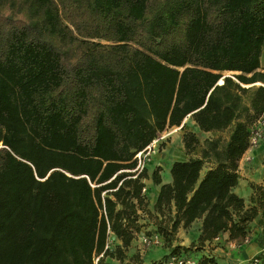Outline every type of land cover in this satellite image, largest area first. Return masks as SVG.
<instances>
[{
    "label": "trees",
    "instance_id": "16d2710c",
    "mask_svg": "<svg viewBox=\"0 0 264 264\" xmlns=\"http://www.w3.org/2000/svg\"><path fill=\"white\" fill-rule=\"evenodd\" d=\"M263 57L264 0H0V264H145L131 250L149 177L136 155L188 116L233 128L175 160L171 182L153 170L160 218L144 234L167 247L148 264H218L203 249L223 233L245 239L256 221L264 234V184L249 203L234 192ZM183 142L200 145L192 130ZM200 218L198 239L173 245Z\"/></svg>",
    "mask_w": 264,
    "mask_h": 264
},
{
    "label": "crops",
    "instance_id": "0c3cea01",
    "mask_svg": "<svg viewBox=\"0 0 264 264\" xmlns=\"http://www.w3.org/2000/svg\"><path fill=\"white\" fill-rule=\"evenodd\" d=\"M262 66L264 67V57L262 59ZM185 122H190L188 125L190 126V130L194 132H198L199 128L197 127V124L195 121L190 120V116H188L185 120ZM178 132L174 136L171 137L170 142H167L166 145V151L172 152L174 148V143L177 141L178 138ZM209 134L208 132H205ZM205 138H210L209 136H205ZM204 138V139H205ZM181 147L184 149V142H183V132L181 136ZM252 158V159H251ZM175 160L179 159H169V156L162 157L161 161L159 162V165H162L164 167L163 172L165 174V177H163L164 183H169L172 181L171 176V165ZM264 138L261 140L260 144L253 148H250L246 151L244 154V157L241 159L239 164V173L240 178L238 185L235 187L234 192H236L238 195L245 198L246 202L249 203L250 197L252 194V183L257 184H264ZM211 166L205 165L204 169L202 170V176L206 173L208 169H210ZM147 186V185H146ZM160 189V187H159ZM159 191V190H158ZM157 191V193H158ZM202 223L203 219H197L192 224V229L188 230V232L184 229L182 233H178L177 237L181 238L180 244H185V246H188L191 244L195 239H198L199 235L202 231ZM253 225V222H252ZM196 227V231H195ZM146 229L145 227L143 230ZM187 229V228H186ZM253 236L260 237L261 235V229L259 227L251 228ZM196 233L195 235H193ZM193 235V236H191ZM140 236V234L138 235ZM256 238L251 239L248 235L245 239H230L229 232L223 233L219 238H216L213 243H211V246L213 247V255L216 257V260L219 264H236V263H242L243 261H246V257L254 256L258 252H260L259 244L256 241ZM136 239L133 241L132 247L136 243ZM264 250V249H262ZM138 251V250H137ZM250 253V254H249ZM142 257L144 258L143 254L140 252Z\"/></svg>",
    "mask_w": 264,
    "mask_h": 264
},
{
    "label": "rangeland",
    "instance_id": "374dc122",
    "mask_svg": "<svg viewBox=\"0 0 264 264\" xmlns=\"http://www.w3.org/2000/svg\"><path fill=\"white\" fill-rule=\"evenodd\" d=\"M233 74H234L233 72H229L227 74H226V72H224V75H233ZM190 120H192V119H190ZM189 123L190 122H188L184 127L181 125V126L169 128L166 131H164L162 134H160V135H164L165 138L160 141L159 147L156 148L157 149L156 152H154L152 155L148 156L149 159L146 161L145 166L149 168V177L144 180L145 183L147 184L146 191L144 192V194L146 196V200H147V209H146V211L140 210V212H139L140 216H141V222L144 224L146 229H144L143 233H141L140 235L144 234L145 232H154L157 228V223H159L160 215L158 212L155 211L154 204H155L156 197H157V191L159 190L160 185L154 184L152 177H151V174H152L153 170H155L157 167H159L161 169V171L164 170V167H162V165H159V162L161 161L162 157L164 158L165 156H169V159L181 160V159H188L190 157V155H193V156L194 155H200L201 150L203 148V142L206 139L205 136H209L210 138H217V137L221 136L223 139H228L229 134L231 132V129L233 128V126H231L223 132H210V133L208 132L209 134H207L201 130H198V132L196 131L195 134L200 140V145L194 153L187 154L185 147H184V149L182 147L180 149L179 146L181 145L182 132L184 135L185 131L190 130V126L188 125ZM176 132H178L177 134H178L179 139L177 141H175L174 148H173L172 152L171 153H170V151L167 152L165 150L167 142H170L171 137L174 136L176 134ZM243 157H244V155H243ZM206 165L211 166L210 163H208ZM161 174L163 177H165V174L163 172H161ZM165 215L168 216L169 215L168 212H166ZM258 225L259 224L256 221H253V225L251 224V228L252 227L257 228V227H259ZM184 229H183V227H180L179 231L176 234L175 240L173 241V245L180 244L181 238L177 237V235H178V233H182ZM190 229H192V225L189 226L185 230L188 232V230H190ZM195 231H196V227H195ZM195 234L196 233H194L193 235H195ZM248 234H249L251 239L256 238L255 236L251 235L252 230H250V232ZM193 235H191V236H193ZM136 240L137 241L131 250L133 252L135 250H138L139 252H141L144 256L143 261L145 262V264H148L149 262H154L153 260H155V262H157V263H159L163 260L162 256L165 252V250L163 248L167 247L166 244H164L163 246H161V245L145 246L141 242L140 236H138L136 238ZM196 240L197 239H195V241ZM256 241L258 242L259 248L261 249L260 252H258L254 256L250 255L249 257H246V261H243L242 263H236V264H254V259L256 256L260 260L259 264H264V250H262V249H264V234L262 233V231H261L260 237L256 238ZM182 245H185V244H182ZM190 245L191 244H189V246ZM213 247H215V246H211V245L206 246L205 249H203V251H205V252L207 251L208 253L213 254L212 253V251L214 249ZM199 252H201V251H199ZM115 264H124V262L122 263L120 261H117V262L115 261ZM230 264H232V263H230Z\"/></svg>",
    "mask_w": 264,
    "mask_h": 264
},
{
    "label": "built area",
    "instance_id": "2783aa9c",
    "mask_svg": "<svg viewBox=\"0 0 264 264\" xmlns=\"http://www.w3.org/2000/svg\"><path fill=\"white\" fill-rule=\"evenodd\" d=\"M251 136H250V148H255L259 145L260 141L264 138V112L258 118V120L253 124L251 127ZM164 135H159L149 146H147L144 150L137 153L136 158L138 159V165L136 170L141 171L145 165L146 161L149 159L148 156L152 155L156 152V148L159 147V143L162 139H164ZM249 148V149H250ZM146 191V187L144 188L143 192ZM140 240L145 246H155L161 245L162 239L158 235H151L148 236L146 234L140 235ZM192 258H185V257H172L168 264H194ZM260 260L256 256L254 259V264H259Z\"/></svg>",
    "mask_w": 264,
    "mask_h": 264
},
{
    "label": "bare ground",
    "instance_id": "6f19581e",
    "mask_svg": "<svg viewBox=\"0 0 264 264\" xmlns=\"http://www.w3.org/2000/svg\"><path fill=\"white\" fill-rule=\"evenodd\" d=\"M227 73H229V72H226V74H227ZM222 81H223V80L221 79V82H222Z\"/></svg>",
    "mask_w": 264,
    "mask_h": 264
},
{
    "label": "water",
    "instance_id": "95a60500",
    "mask_svg": "<svg viewBox=\"0 0 264 264\" xmlns=\"http://www.w3.org/2000/svg\"><path fill=\"white\" fill-rule=\"evenodd\" d=\"M260 84V83H259Z\"/></svg>",
    "mask_w": 264,
    "mask_h": 264
}]
</instances>
